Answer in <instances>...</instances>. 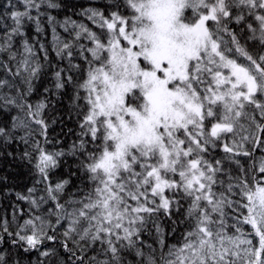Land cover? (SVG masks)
Masks as SVG:
<instances>
[{"label":"snow or ice","instance_id":"obj_1","mask_svg":"<svg viewBox=\"0 0 264 264\" xmlns=\"http://www.w3.org/2000/svg\"><path fill=\"white\" fill-rule=\"evenodd\" d=\"M61 7L0 3V264H264V0Z\"/></svg>","mask_w":264,"mask_h":264},{"label":"trees","instance_id":"obj_2","mask_svg":"<svg viewBox=\"0 0 264 264\" xmlns=\"http://www.w3.org/2000/svg\"><path fill=\"white\" fill-rule=\"evenodd\" d=\"M58 2L62 4V7L60 9L52 10V14L56 15L59 20H63L67 16L77 21L89 23L91 26L90 22L83 19L78 13L82 10V7L103 5L106 0H58ZM0 3H3V0H0ZM58 31L62 30L58 29ZM42 39L46 44L50 41V30L46 39ZM56 131L59 134L61 130L57 127ZM0 172L9 176V184L14 185L15 190L17 191H21L26 185H29L30 174L28 166L19 160H0ZM3 208L5 211H10L7 207V202H5Z\"/></svg>","mask_w":264,"mask_h":264}]
</instances>
